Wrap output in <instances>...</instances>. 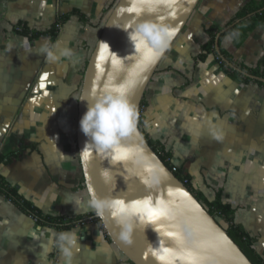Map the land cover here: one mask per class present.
I'll return each mask as SVG.
<instances>
[{"label":"crops","instance_id":"0c3cea01","mask_svg":"<svg viewBox=\"0 0 264 264\" xmlns=\"http://www.w3.org/2000/svg\"><path fill=\"white\" fill-rule=\"evenodd\" d=\"M117 1L0 0V155L28 145L10 164L0 163V174L44 214L94 211L76 144L78 98L87 61ZM247 1L199 0L144 91L139 121L195 195L212 201L221 193L235 210L233 223L255 239L264 262V88L231 77L212 54L194 59L207 40L205 27L223 28ZM65 14L71 15L55 34L29 38L14 30L22 23L47 31ZM242 33L240 44L227 36L221 46L254 67L264 58V24ZM65 49L71 57L61 55ZM63 231L80 237L73 264H132L93 219ZM56 233L0 195V264H62L55 247L41 259Z\"/></svg>","mask_w":264,"mask_h":264},{"label":"water","instance_id":"95a60500","mask_svg":"<svg viewBox=\"0 0 264 264\" xmlns=\"http://www.w3.org/2000/svg\"><path fill=\"white\" fill-rule=\"evenodd\" d=\"M198 2L118 0L83 74L78 100L90 98L93 93L123 89L133 106L127 134L109 151L100 152L93 144L85 145L87 138L80 130L79 121L87 110V101H78L76 124L85 188L90 200L102 201V211L97 214L94 210V217L101 221L117 251L132 264H252L191 190L160 159L138 123L144 91ZM133 7L136 11L129 12ZM263 10L264 7L259 8L242 19ZM242 19L217 33L215 51L229 68L264 83V78L236 67L221 53L220 35ZM141 24L150 25L153 36H145L143 45L134 49L128 43L127 34L134 33ZM118 155L120 159H116ZM145 201L150 209L158 212L156 217H150L143 208ZM153 229L158 230L159 239ZM124 233L128 234V241L122 238ZM164 249L169 251L165 253ZM161 255L165 257L163 260L159 258Z\"/></svg>","mask_w":264,"mask_h":264},{"label":"trees","instance_id":"16d2710c","mask_svg":"<svg viewBox=\"0 0 264 264\" xmlns=\"http://www.w3.org/2000/svg\"><path fill=\"white\" fill-rule=\"evenodd\" d=\"M264 7V0H248L246 3H244L239 10L234 14V16L225 24V27H228L230 24L235 22L238 19H242L247 14L256 11L259 8ZM76 13L75 11L72 12V14ZM77 14V13H76ZM71 14H65L62 16H59L51 28L47 31H35L33 29H29L26 25L19 23L18 25H21L20 31H18L19 34L28 36L29 38H36L44 33H51L55 34L57 32L56 24H63L66 19ZM79 18L81 20L83 19V16L78 14ZM264 24V10L260 13H256L252 15L249 18L242 19L238 24L234 25L233 27L229 28L225 32H223L219 37V46L221 53L235 65L236 67L241 68L243 71L248 72L254 76L264 78V58L259 61V63L254 67H248L246 65H243L240 62H237L233 60V58L228 54V52L221 46V43L223 39L227 36L231 37L232 40L238 45L241 42V39L243 37L242 32H250L253 28L256 26H260ZM222 28L210 25L208 27H205V33L207 35V40L205 43H203L200 46V51L197 54V56L194 57L195 61H203L206 59V57L209 54H212L217 63L220 65L222 69H224L231 77H241L244 81L248 82L251 81V79L243 77L240 73L237 71L229 68L217 55L215 51V37L217 33ZM240 29L239 31H237ZM241 31V32H240ZM261 86L264 88V83L258 82ZM142 103V101H141ZM138 123L140 127V121L138 116ZM144 134V133H143ZM145 136V135H144ZM146 138V136H145ZM147 139V138H146ZM149 145L152 147V149L157 153V155L160 157V159L170 168L172 169V165L169 162V154L164 151V149L153 143L152 141L148 140ZM28 145H25L24 143H21L19 145V148L15 151H11L5 155H0V163L4 164H10L17 158H19L24 151L28 148ZM174 174L192 191V188L190 186L189 180L186 176H182L180 171L177 170L174 172ZM82 186L84 185V180L82 181ZM194 194V193H193ZM0 195H2L7 200L11 201L15 206H17L23 213L26 215H29L33 217L36 222L41 225H50L55 226L57 228V233L73 228L83 222H86L89 219H93L94 221L98 222L100 225H102L101 221L94 217L95 211L91 212L88 215H82V216H75V217H64L61 215H49L44 214L39 208H37L35 205H33L28 199H26L23 195H21L18 191V189L14 186H12L5 177H3L0 174ZM195 195V194H194ZM196 198L203 204V206L206 208L208 213L215 218V220L219 223V225L226 231V233L229 235V237L237 244V246L240 248V250L245 254V256L252 262V264H264V262L261 260V258L256 254L253 248V244L255 242V239L253 237H250L245 231H243L241 228L236 226L233 223V217L235 210L226 203H223L221 200V193L217 192L214 199L212 201H208L206 199H202L199 196L195 195ZM106 240L111 243V240L109 236L105 233Z\"/></svg>","mask_w":264,"mask_h":264},{"label":"clouds","instance_id":"9594fccd","mask_svg":"<svg viewBox=\"0 0 264 264\" xmlns=\"http://www.w3.org/2000/svg\"><path fill=\"white\" fill-rule=\"evenodd\" d=\"M145 36L152 37L153 28L148 24H141L134 33L127 34V40L134 49H139L144 43ZM61 55L71 57L72 51L65 49ZM47 56L50 61L57 58L52 51H48ZM78 101H87V110L79 121L80 130L87 138L85 145L93 144L100 152L111 150L118 140L127 134L130 118L134 111L133 106L128 103L123 89L106 90L102 94L93 93L90 98H81ZM89 205L97 211V214L102 211V201L92 199ZM153 231L157 232L159 239L158 230L153 229ZM122 238L128 241V234L124 233ZM79 241L80 237L75 231L56 233L54 239L43 249L42 261L46 260L47 252L55 247L61 254L62 264H73L74 253L80 244Z\"/></svg>","mask_w":264,"mask_h":264},{"label":"snow or ice","instance_id":"6c2138e0","mask_svg":"<svg viewBox=\"0 0 264 264\" xmlns=\"http://www.w3.org/2000/svg\"><path fill=\"white\" fill-rule=\"evenodd\" d=\"M128 11L129 12H133V11H136V9L133 7V8H129ZM138 48H139V46H138ZM145 59L147 60V59H149V57L146 56ZM85 155H87V153H85ZM120 158L121 157L119 155L116 157V159H120ZM143 208L148 211V214H149L150 217H153L154 218V217H156L158 215V212L157 211H154V210H152V209H150L148 207V202L147 201H145L143 203ZM167 235L172 236V233H167ZM168 251H169V249H164V252L165 253H167ZM153 255H155V253H153ZM159 258L161 260H163L165 257L163 255H161Z\"/></svg>","mask_w":264,"mask_h":264},{"label":"built area","instance_id":"2783aa9c","mask_svg":"<svg viewBox=\"0 0 264 264\" xmlns=\"http://www.w3.org/2000/svg\"><path fill=\"white\" fill-rule=\"evenodd\" d=\"M56 27H57L58 30H60V29H61V24L57 23V24H56ZM15 29H16L17 32L20 31V29H21V25H16ZM58 30H57V31H58ZM171 171H172V172L177 171V167L172 166Z\"/></svg>","mask_w":264,"mask_h":264},{"label":"rangeland","instance_id":"374dc122","mask_svg":"<svg viewBox=\"0 0 264 264\" xmlns=\"http://www.w3.org/2000/svg\"><path fill=\"white\" fill-rule=\"evenodd\" d=\"M15 27H16V26H15ZM14 30L16 31V29H15V28H14ZM58 31H59V30H58ZM58 31H57V32H58ZM16 32H17V31H16ZM99 225H100V224H99ZM100 226H101V228L104 230L103 226H102V225H100ZM104 232H105V231H104Z\"/></svg>","mask_w":264,"mask_h":264}]
</instances>
